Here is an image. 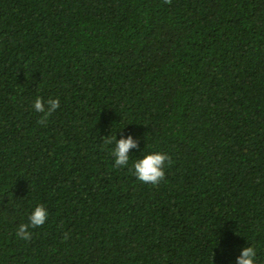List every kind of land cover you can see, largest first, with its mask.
<instances>
[{"label":"trees","instance_id":"1","mask_svg":"<svg viewBox=\"0 0 264 264\" xmlns=\"http://www.w3.org/2000/svg\"><path fill=\"white\" fill-rule=\"evenodd\" d=\"M37 97L59 100L43 124ZM128 135L117 167L105 141ZM152 152L171 159L157 185L133 169ZM248 246L264 264V0H0V264H237Z\"/></svg>","mask_w":264,"mask_h":264},{"label":"clouds","instance_id":"2","mask_svg":"<svg viewBox=\"0 0 264 264\" xmlns=\"http://www.w3.org/2000/svg\"><path fill=\"white\" fill-rule=\"evenodd\" d=\"M165 3L170 4L171 0H164ZM35 111L44 113L38 123L43 124L48 116L51 115L59 107V100L49 98L47 100V108L42 98L37 97L33 105ZM107 144H113L111 154L114 157V165L117 167L127 166L129 163V153L133 148L138 147V143L131 135L126 138L121 136L117 139L116 136L111 139H106ZM165 161L171 163L170 157L161 152H152L144 155L142 158L137 159L133 163L134 175L136 178L145 183L157 185L165 177L164 164ZM48 218V211L43 204L35 206L33 211L28 217V224H20L17 229V235L24 239H31V232L28 231L29 227L36 228L42 226ZM256 250L252 246L244 247L241 254L237 257V264H256Z\"/></svg>","mask_w":264,"mask_h":264}]
</instances>
